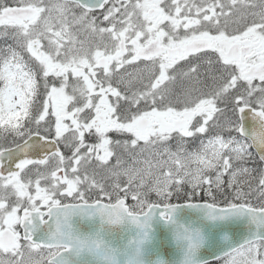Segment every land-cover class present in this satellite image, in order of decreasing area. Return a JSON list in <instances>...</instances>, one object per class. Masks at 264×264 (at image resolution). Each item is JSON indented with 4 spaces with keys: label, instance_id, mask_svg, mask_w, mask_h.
Wrapping results in <instances>:
<instances>
[{
    "label": "snow or ice",
    "instance_id": "obj_1",
    "mask_svg": "<svg viewBox=\"0 0 264 264\" xmlns=\"http://www.w3.org/2000/svg\"><path fill=\"white\" fill-rule=\"evenodd\" d=\"M0 264H264V0H0Z\"/></svg>",
    "mask_w": 264,
    "mask_h": 264
}]
</instances>
